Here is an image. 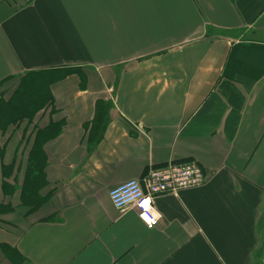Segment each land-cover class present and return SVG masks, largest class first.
<instances>
[{
  "label": "crops",
  "instance_id": "obj_1",
  "mask_svg": "<svg viewBox=\"0 0 264 264\" xmlns=\"http://www.w3.org/2000/svg\"><path fill=\"white\" fill-rule=\"evenodd\" d=\"M240 44L264 47V0H0V93L54 71L51 120H63L44 146L43 206L27 214L0 176L12 207L0 244L22 264H264V74L235 83L236 120L217 91ZM97 100L113 104L98 142ZM28 135L0 133V168ZM169 162H195L207 181L156 196L155 228L112 206L111 189Z\"/></svg>",
  "mask_w": 264,
  "mask_h": 264
},
{
  "label": "trees",
  "instance_id": "obj_2",
  "mask_svg": "<svg viewBox=\"0 0 264 264\" xmlns=\"http://www.w3.org/2000/svg\"><path fill=\"white\" fill-rule=\"evenodd\" d=\"M234 1V0H231ZM232 32L217 31L207 28L206 36L212 34L231 35ZM264 74V47L254 45H237L231 51L225 65L222 78L217 85V91L226 100L231 108L233 119L238 118L244 97L237 90L236 84H241L245 89H250ZM59 80L54 76V71L27 72L18 79V84L8 98L0 93V133L4 136L9 131L12 133L24 125V130L32 127V133L23 140L25 145L31 141L20 186L19 203L27 208V214L34 213L43 206L49 195H43L47 182L45 176L46 156L44 146L54 140L62 130L63 120L54 122L51 115L54 111V99L50 86ZM113 108L110 100H97L95 113L89 124L88 136L98 142L108 124V112ZM43 116H48L46 126L39 128L37 125ZM230 125V130L232 129ZM233 132V130H232ZM22 143V142H21ZM18 166L12 162L1 165L3 182L1 189L4 197L13 195L11 186L7 183L12 175L18 174ZM14 178L12 181L14 182ZM12 210L10 203H0V216ZM1 255L11 264H22L23 260L16 250L0 244ZM255 255V258H258Z\"/></svg>",
  "mask_w": 264,
  "mask_h": 264
},
{
  "label": "built area",
  "instance_id": "obj_3",
  "mask_svg": "<svg viewBox=\"0 0 264 264\" xmlns=\"http://www.w3.org/2000/svg\"><path fill=\"white\" fill-rule=\"evenodd\" d=\"M207 178L195 162H169L152 168L142 181H128L109 191L113 207L120 213L134 209L147 229L157 226L160 215L155 209L154 198L161 194L178 195L187 189L204 185Z\"/></svg>",
  "mask_w": 264,
  "mask_h": 264
},
{
  "label": "rangeland",
  "instance_id": "obj_4",
  "mask_svg": "<svg viewBox=\"0 0 264 264\" xmlns=\"http://www.w3.org/2000/svg\"><path fill=\"white\" fill-rule=\"evenodd\" d=\"M17 84H18V80H17V82L15 84V87H16ZM27 131H28L29 134L32 133V127L31 126L28 127ZM25 141H23L24 142V143H22L23 146H21V149H20L21 155H18V157L17 158L15 157V159H13V161H12V162L15 163V167L18 166V168H19L18 169V174H16L15 176L12 175L11 178H9L8 181H7V183L11 186V189H9V191L13 192V195H11L10 198H12L14 196V198H18V200H19V194H20L19 190H20V186H21L22 178H23V172L25 170V163H26L27 153H28L29 146H30V142H28L25 145ZM0 170H1V168H0ZM0 176H1V185H2V182H3L2 173H0ZM13 178L15 179L14 182L12 181Z\"/></svg>",
  "mask_w": 264,
  "mask_h": 264
}]
</instances>
